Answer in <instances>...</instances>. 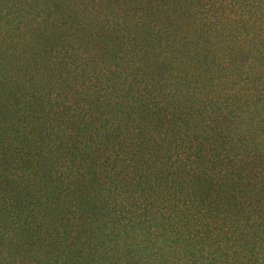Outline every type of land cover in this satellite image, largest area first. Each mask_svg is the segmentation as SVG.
I'll return each mask as SVG.
<instances>
[{
  "label": "trees",
  "instance_id": "16d2710c",
  "mask_svg": "<svg viewBox=\"0 0 264 264\" xmlns=\"http://www.w3.org/2000/svg\"><path fill=\"white\" fill-rule=\"evenodd\" d=\"M245 1L250 16L231 21L239 35L235 45L227 41L228 25L224 39L210 43L219 44L214 53L207 51L218 73L187 80L197 74L187 70L175 84L172 78L162 85L151 80L136 93L142 109L120 106L118 112L111 105L126 100L118 93L109 97L117 89L106 78L100 99L106 110L99 112L90 102L97 94V77L126 79L127 66L93 69L82 74L76 89L65 86L68 91L48 93L52 105L33 118V138L12 135L21 128L6 137L0 134V146L11 148L7 154L1 148L2 163L14 165L4 175L9 170L0 168V184L11 180L15 187L37 190L13 198L11 189H2L0 252L13 249L16 264H243L245 258L264 259V249L243 248L264 242V115L256 117L264 114V69L255 66L259 61L264 68V50L257 57L240 54L264 43V0ZM175 4L179 14L185 12L190 42L213 41L211 34L223 32L212 20L219 19ZM157 51L153 62L174 63L171 50ZM139 58L134 63L130 57L127 64L141 80L152 66L142 72ZM161 237L164 243L158 245ZM115 240L126 246L113 245ZM97 248L102 252L94 259ZM0 260L12 264L8 255Z\"/></svg>",
  "mask_w": 264,
  "mask_h": 264
},
{
  "label": "rangeland",
  "instance_id": "374dc122",
  "mask_svg": "<svg viewBox=\"0 0 264 264\" xmlns=\"http://www.w3.org/2000/svg\"><path fill=\"white\" fill-rule=\"evenodd\" d=\"M176 2L183 3L184 7L181 8L186 11L199 9V14L202 12L203 17L219 19L212 20L223 28V32L218 29V36L211 34L210 39L213 41L207 40L203 44L190 42L185 12L183 10L179 14L176 11ZM250 9L245 0H236L233 4L230 0H192L191 3L189 0H0V134L5 133L6 137L13 129L21 128L12 135H18L19 139L33 138L34 132L30 131L33 118L45 107L52 105L48 93L53 95L58 90H67L65 86L70 90L76 89L84 78L82 74L93 69L117 70V64L127 66L124 73L126 79L115 75L114 79L106 75L97 77V94L91 97L90 102L94 108L98 107L96 109L99 112L106 110L100 101L106 78L117 89L109 97L113 99L118 93L126 100L124 104L111 105L116 112L121 110L120 106L125 107L122 110L142 109L138 102L142 97L136 93L150 84L151 80L153 84L162 85L168 78H172L171 81L175 84L180 82L187 70L197 73L187 80H204L208 75L219 72L215 70L216 63L212 60L214 50L219 44L211 46L210 43L223 40V33L228 25L231 27V35H227V41L235 45L239 35L235 36V27L231 21L243 16L249 17ZM135 17L140 18L138 20ZM244 28L241 27L239 31ZM160 34L163 35L160 37ZM256 47L257 49L249 53H240L241 56L257 57L264 50V43L258 41ZM158 48L159 53L171 50L174 61L172 65H158L153 62L152 54H158ZM209 49L213 50L212 54L207 53ZM130 57L134 63H138L140 57L142 72L148 71V67L144 66H152L149 68L151 71L145 72L147 75H143L141 80L140 73L127 64ZM258 64L264 69L259 61L255 66ZM77 65L79 66L75 71L68 70L70 66L75 68ZM83 67L86 68L82 72ZM22 105L30 108L24 110ZM263 115L257 114L256 117L262 119ZM89 127L90 123L88 129ZM1 148L6 154L11 153L10 147L3 148L1 144L0 152ZM2 161L0 158V168L9 170L14 166ZM10 172L13 170L5 171L3 175ZM10 182L11 180L5 185L0 184V193L2 189L8 188L11 189L12 197L18 198L19 193L27 197L36 190L34 187L24 188L20 184L15 187ZM87 185L89 186V182L86 187ZM88 208L86 206V210ZM85 213L89 215L87 211ZM97 221L102 223L101 219ZM93 231L97 236L100 234L98 228ZM157 243H164L162 237ZM112 244L117 247L119 244L120 248L126 246L119 240ZM243 248L250 252L251 249L257 251L264 249V242L256 245L251 243ZM101 252L97 248L92 257L98 259ZM5 255H8L12 264L17 263L18 254L13 249L0 252V257ZM248 260L245 258L243 264H264V259L255 262ZM0 263L4 261L0 260Z\"/></svg>",
  "mask_w": 264,
  "mask_h": 264
}]
</instances>
